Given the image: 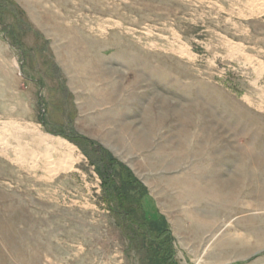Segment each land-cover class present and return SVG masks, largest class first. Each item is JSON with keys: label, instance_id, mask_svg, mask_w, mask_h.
Returning <instances> with one entry per match:
<instances>
[{"label": "rangeland", "instance_id": "obj_1", "mask_svg": "<svg viewBox=\"0 0 264 264\" xmlns=\"http://www.w3.org/2000/svg\"><path fill=\"white\" fill-rule=\"evenodd\" d=\"M0 4V264H141L70 129L144 183L177 264H264V0Z\"/></svg>", "mask_w": 264, "mask_h": 264}, {"label": "trees", "instance_id": "obj_2", "mask_svg": "<svg viewBox=\"0 0 264 264\" xmlns=\"http://www.w3.org/2000/svg\"><path fill=\"white\" fill-rule=\"evenodd\" d=\"M0 6L2 10L4 5ZM4 33L14 48L22 46L15 37L16 30L11 32L9 27H5ZM42 123L46 125L44 120ZM47 131L51 132L48 129ZM52 133L68 138L87 156H91L88 149L94 151L96 156H91L92 164L96 165L102 179L104 200L129 241V249L140 255L141 264H177L174 237L166 219L163 216L157 219L147 216L144 207V199L148 195L147 187L134 172L103 145L77 133L75 129H70L68 133Z\"/></svg>", "mask_w": 264, "mask_h": 264}, {"label": "bare ground", "instance_id": "obj_3", "mask_svg": "<svg viewBox=\"0 0 264 264\" xmlns=\"http://www.w3.org/2000/svg\"><path fill=\"white\" fill-rule=\"evenodd\" d=\"M38 138H39V140L40 141H42L43 143H45V144H51V142H54V141H56L57 142V144H59L60 143V146L62 147V146H64V143L65 142H63V141H61L60 139H55V138H52V137H49V136H44V135H38ZM55 142V143H56ZM59 142V143H58ZM52 145V144H51ZM68 147V146H67ZM70 147V146H69Z\"/></svg>", "mask_w": 264, "mask_h": 264}]
</instances>
